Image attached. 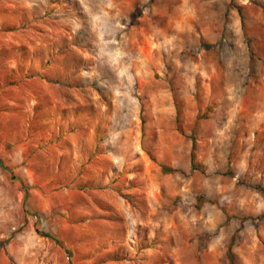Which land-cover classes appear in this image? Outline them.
<instances>
[{
    "label": "rangeland",
    "instance_id": "1",
    "mask_svg": "<svg viewBox=\"0 0 264 264\" xmlns=\"http://www.w3.org/2000/svg\"><path fill=\"white\" fill-rule=\"evenodd\" d=\"M259 102L264 0H0V264H264Z\"/></svg>",
    "mask_w": 264,
    "mask_h": 264
},
{
    "label": "crops",
    "instance_id": "2",
    "mask_svg": "<svg viewBox=\"0 0 264 264\" xmlns=\"http://www.w3.org/2000/svg\"><path fill=\"white\" fill-rule=\"evenodd\" d=\"M260 106H263L264 103L262 104L261 102H259ZM254 122L256 123V129L252 132V133H264V129H260V127H264V112H262L261 110H259L254 117Z\"/></svg>",
    "mask_w": 264,
    "mask_h": 264
}]
</instances>
